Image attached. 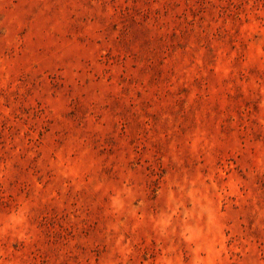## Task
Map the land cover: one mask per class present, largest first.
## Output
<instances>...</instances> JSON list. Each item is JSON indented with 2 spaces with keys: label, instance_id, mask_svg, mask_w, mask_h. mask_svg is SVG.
Masks as SVG:
<instances>
[{
  "label": "rangeland",
  "instance_id": "1",
  "mask_svg": "<svg viewBox=\"0 0 264 264\" xmlns=\"http://www.w3.org/2000/svg\"><path fill=\"white\" fill-rule=\"evenodd\" d=\"M0 264H264V0H0Z\"/></svg>",
  "mask_w": 264,
  "mask_h": 264
}]
</instances>
